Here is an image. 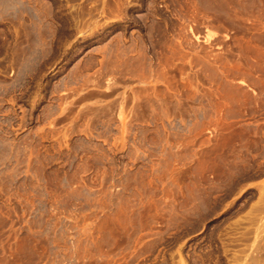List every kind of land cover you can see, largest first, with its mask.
Masks as SVG:
<instances>
[{
    "label": "rangeland",
    "instance_id": "374dc122",
    "mask_svg": "<svg viewBox=\"0 0 264 264\" xmlns=\"http://www.w3.org/2000/svg\"><path fill=\"white\" fill-rule=\"evenodd\" d=\"M261 188L264 0H0V264H264Z\"/></svg>",
    "mask_w": 264,
    "mask_h": 264
},
{
    "label": "bare ground",
    "instance_id": "6f19581e",
    "mask_svg": "<svg viewBox=\"0 0 264 264\" xmlns=\"http://www.w3.org/2000/svg\"><path fill=\"white\" fill-rule=\"evenodd\" d=\"M262 190L260 191V196H259V204H260V206H258V207H260V210L262 211V210H264V188H261ZM259 210V211H260ZM260 211V212H261ZM262 217V216H261ZM264 218V217H263ZM262 218V219H263ZM262 223H264V221H262ZM263 228V227H262Z\"/></svg>",
    "mask_w": 264,
    "mask_h": 264
}]
</instances>
